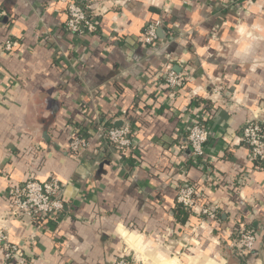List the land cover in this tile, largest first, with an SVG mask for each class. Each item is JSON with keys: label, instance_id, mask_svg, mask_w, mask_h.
Returning a JSON list of instances; mask_svg holds the SVG:
<instances>
[{"label": "crops", "instance_id": "obj_1", "mask_svg": "<svg viewBox=\"0 0 264 264\" xmlns=\"http://www.w3.org/2000/svg\"><path fill=\"white\" fill-rule=\"evenodd\" d=\"M97 4L98 30L76 35L64 28L67 0H0V46L8 36L18 43L0 52V215L11 208V181L65 183L61 217L11 219L23 260L264 264V163L241 139L253 114L264 118V0ZM158 19V39L145 44V26ZM169 69L193 81L171 90ZM97 119L131 124L130 156L100 137L80 157L69 152L74 127ZM194 119L209 126L204 165L187 145ZM186 182L220 205L218 220L177 203ZM237 223L257 231L247 259L232 251Z\"/></svg>", "mask_w": 264, "mask_h": 264}, {"label": "built area", "instance_id": "obj_2", "mask_svg": "<svg viewBox=\"0 0 264 264\" xmlns=\"http://www.w3.org/2000/svg\"><path fill=\"white\" fill-rule=\"evenodd\" d=\"M111 1L116 4L120 2V0ZM98 5L97 0H67L65 30L76 35L96 32L99 26L98 14L101 11ZM163 25V19L147 23L141 35V41L145 44H153L158 39L159 29ZM17 44L8 36L1 44L0 52H11ZM191 81H193L192 76L187 73L176 72L172 69L165 72V82L171 90H179ZM222 89L220 85L215 87L216 97L214 99L222 97ZM97 137H100L106 146L118 150L123 156H130L137 145L130 123L116 125L97 119L94 128L86 131L74 127L68 150L74 156L80 157ZM209 137L210 131L206 121L194 119L188 129L187 145L191 148L194 161L198 165H204V162L207 161L206 143ZM241 139L248 146L249 159L257 164L264 163V118H261L258 113L253 114L243 128ZM64 189L65 183L56 176L45 181L28 177L23 182H10L8 196L11 200V208L6 216L5 214L0 215V260L3 264H26V261L23 260L25 248L10 238L9 223L11 219L22 216L34 219L61 217L65 209ZM177 203L191 214L211 220L219 219L220 205L203 202L198 188L191 182L179 186ZM193 231L196 233V229ZM229 237L233 240L232 251L235 252V255L245 259L252 253L258 240L257 231L253 227L241 223H237ZM134 260L136 257L124 254L118 257L116 264H137Z\"/></svg>", "mask_w": 264, "mask_h": 264}, {"label": "trees", "instance_id": "obj_3", "mask_svg": "<svg viewBox=\"0 0 264 264\" xmlns=\"http://www.w3.org/2000/svg\"><path fill=\"white\" fill-rule=\"evenodd\" d=\"M183 207V206H182ZM236 257H239V256H237V255H235ZM239 258H241V257H239ZM240 262V261H239Z\"/></svg>", "mask_w": 264, "mask_h": 264}, {"label": "water", "instance_id": "obj_4", "mask_svg": "<svg viewBox=\"0 0 264 264\" xmlns=\"http://www.w3.org/2000/svg\"><path fill=\"white\" fill-rule=\"evenodd\" d=\"M117 125H119V124H117ZM120 125H122V124H120Z\"/></svg>", "mask_w": 264, "mask_h": 264}]
</instances>
